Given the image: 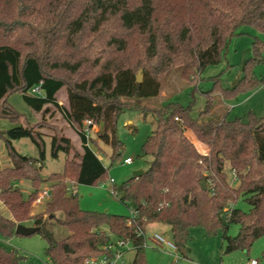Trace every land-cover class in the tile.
Wrapping results in <instances>:
<instances>
[{
	"label": "trees",
	"instance_id": "16d2710c",
	"mask_svg": "<svg viewBox=\"0 0 264 264\" xmlns=\"http://www.w3.org/2000/svg\"><path fill=\"white\" fill-rule=\"evenodd\" d=\"M243 25L264 32V0H0V120L16 124L0 128L11 160L0 168V200L11 212V217L0 212L1 235L9 238L18 223L32 221L47 241L49 264L111 258L114 250L108 246L118 240L132 244V264H147L144 233L154 222L170 225L179 249L188 251L192 229L201 226L209 235L223 232L224 253H250L264 236V115L250 110L246 118H228L218 116L216 108L264 83L254 71L264 64V41L254 36L243 75L233 85L224 86L220 75L212 77L199 116L191 113L193 101L187 106L142 102L160 95L162 80L174 67L194 84L207 66L221 62ZM35 87L39 92H32ZM63 87L64 106L57 96ZM13 92L42 114L56 106L79 135L82 151L60 128L51 136V156L67 155L62 171L40 174L47 141L39 127L45 122L21 124L22 113L8 100ZM125 109L144 117L153 113L157 120L141 148L151 157L148 167L112 187L134 215L84 209L69 180L93 185L105 179L108 169L89 145L85 120L98 124L112 163L122 155L117 125ZM187 129L208 146L206 154ZM24 137L37 146V156L17 150L13 141ZM227 163L237 185L228 179ZM23 180L32 186L27 195L18 184ZM48 181L51 199L44 211L32 214L40 184ZM240 197L250 205L248 211L236 206ZM53 219L64 235L48 229ZM231 224L239 226L234 236L228 233ZM24 258L16 248L0 245V264H21Z\"/></svg>",
	"mask_w": 264,
	"mask_h": 264
},
{
	"label": "rangeland",
	"instance_id": "374dc122",
	"mask_svg": "<svg viewBox=\"0 0 264 264\" xmlns=\"http://www.w3.org/2000/svg\"><path fill=\"white\" fill-rule=\"evenodd\" d=\"M238 31L240 33L231 38L227 53L221 62L207 66L194 84H187L181 76V68L174 67L163 78L160 95L142 99V102L149 105H158L169 101H177L181 105L187 106L193 101L191 113L195 117L199 116L206 105L204 91L209 90L213 86L212 77L220 75L224 86L233 85L243 75V64L251 55L254 36L264 41V32L257 30L253 26L243 25ZM254 71L258 77L264 80V64H257L254 67ZM57 96L60 105H67L66 87H63ZM8 100L16 110L22 113L21 124L28 126L42 121L45 122L43 127H39V130L45 134L47 141L46 158L40 171L42 176L64 169L67 155L64 152H60L57 158H53L50 153V139L55 134L56 127L60 128L63 134L69 136L76 148L82 151V142L79 135L68 123L59 108L51 105L50 110L45 114L37 112L25 102L20 92L11 93ZM250 110L258 116L264 115V83L251 92H241L236 97L225 99V102L219 103L216 108L218 116H222L225 113L228 118H246ZM156 121V116L153 113H149L147 117H144L136 109H125L121 112L117 128L118 136L122 139L124 146L121 157L112 163L108 156L111 152V147L99 138V126L94 127L89 136V145L96 151L108 169L105 179L93 185H75L74 181L69 180L70 189L78 192L82 208L122 215L130 213L129 208L113 193L111 178L115 180V184H120L132 177L134 171L148 167L151 157L143 154L141 148L143 142L154 129ZM14 125L16 124L8 119L0 120V128L6 129ZM13 143L17 150L24 155H38L37 146L28 137L15 139ZM73 156L74 153L71 152L68 157L72 159ZM127 156L133 158L132 163H123L124 158ZM7 165H11V160L7 155L4 140L0 138V168ZM225 170L231 184L237 185V177L233 174L229 163L226 164ZM18 184L23 188L25 195L32 190L31 183L28 180H23ZM51 184V181L41 183L38 194L43 189H50ZM50 199L51 195L41 200L36 198L32 204L34 213L44 211ZM236 206L245 211L250 208V205L243 197L238 199ZM0 212L5 216L11 217L10 210L1 200ZM29 223H32V221ZM48 229L55 236H62L65 233V229L54 219L48 224ZM238 230L239 226L237 224H231L228 233L234 236L238 233ZM155 232L161 233L166 239L173 240L169 224L161 222L150 223L146 228L147 244L145 246V257L147 264H250L251 259H256L259 264H264V258L262 257L264 236L254 243L250 253L242 250L224 253L222 231L209 235L203 227L196 226L192 229L193 239L188 243L189 252L185 256L180 250L176 254L170 250L155 248L150 239ZM0 245L8 249L16 248L24 255L25 258L21 264H48V258L45 253L47 241L40 232L31 235L14 234L9 238L3 237L0 233ZM134 256L135 250L130 248L124 253L123 259L126 264H132Z\"/></svg>",
	"mask_w": 264,
	"mask_h": 264
},
{
	"label": "built area",
	"instance_id": "2783aa9c",
	"mask_svg": "<svg viewBox=\"0 0 264 264\" xmlns=\"http://www.w3.org/2000/svg\"><path fill=\"white\" fill-rule=\"evenodd\" d=\"M32 92H39V88L35 87L32 88ZM98 126L97 123L93 122L91 119H86L83 127V131L85 132L86 137L89 139V136L91 135L94 127ZM133 162V158L130 156H127L124 158L123 163L130 164ZM233 174L236 175L235 170H232ZM111 182H115L113 178H111ZM50 197V189H43L38 194V199L41 200L42 198ZM131 215H134L132 211H130ZM145 237V243L147 244V238H146V232L144 233ZM152 245L155 248L158 249H164V250H170L174 253H178L180 250L175 242L173 240L166 239L161 233L155 232L150 237ZM108 247L112 248L114 250L113 256L111 258L103 255L98 257H91L87 260L88 264H126L123 256L124 253L129 250L130 248H133L132 244L129 241H122L118 240L115 241V244H110ZM250 264H259L256 259H251Z\"/></svg>",
	"mask_w": 264,
	"mask_h": 264
},
{
	"label": "water",
	"instance_id": "95a60500",
	"mask_svg": "<svg viewBox=\"0 0 264 264\" xmlns=\"http://www.w3.org/2000/svg\"><path fill=\"white\" fill-rule=\"evenodd\" d=\"M137 80L138 81L142 80L141 72H139L137 74ZM142 173H143V170L139 169V170L134 171L133 176H139ZM201 185H202V187L204 189L207 188L205 180L201 181ZM39 229H40V227L36 226V225H26V224H23V223H18L16 228H15V233L16 234H20V235H31V234H34V233L38 232ZM180 251H181L182 254L187 255V251H186L185 248H181Z\"/></svg>",
	"mask_w": 264,
	"mask_h": 264
},
{
	"label": "crops",
	"instance_id": "0c3cea01",
	"mask_svg": "<svg viewBox=\"0 0 264 264\" xmlns=\"http://www.w3.org/2000/svg\"><path fill=\"white\" fill-rule=\"evenodd\" d=\"M224 102H225V100H224ZM186 134H187V136H188V137H189V138L195 143L196 147L198 148V150H199L201 153L206 154V153L208 152V146H207L205 143L201 142V141L197 138V136L195 135V133H194V131H193L192 129H187V130H186ZM31 213H32V214H35L33 209L31 210ZM27 225H32V223H28ZM188 252H189V248H188L187 253H188ZM48 264H49V263H48Z\"/></svg>",
	"mask_w": 264,
	"mask_h": 264
}]
</instances>
